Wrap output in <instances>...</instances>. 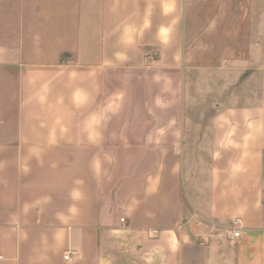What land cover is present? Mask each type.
<instances>
[{
    "label": "crops",
    "instance_id": "0c3cea01",
    "mask_svg": "<svg viewBox=\"0 0 264 264\" xmlns=\"http://www.w3.org/2000/svg\"><path fill=\"white\" fill-rule=\"evenodd\" d=\"M187 5L0 0V264H264V42Z\"/></svg>",
    "mask_w": 264,
    "mask_h": 264
},
{
    "label": "rangeland",
    "instance_id": "374dc122",
    "mask_svg": "<svg viewBox=\"0 0 264 264\" xmlns=\"http://www.w3.org/2000/svg\"><path fill=\"white\" fill-rule=\"evenodd\" d=\"M187 27L193 48L208 47L210 58H242L264 42V0H188Z\"/></svg>",
    "mask_w": 264,
    "mask_h": 264
},
{
    "label": "built area",
    "instance_id": "2783aa9c",
    "mask_svg": "<svg viewBox=\"0 0 264 264\" xmlns=\"http://www.w3.org/2000/svg\"><path fill=\"white\" fill-rule=\"evenodd\" d=\"M124 221V219H122ZM241 236V226L238 220L233 222V231H232V238H239ZM66 259H69L67 256Z\"/></svg>",
    "mask_w": 264,
    "mask_h": 264
}]
</instances>
